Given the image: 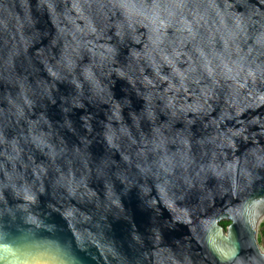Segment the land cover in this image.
Instances as JSON below:
<instances>
[{"label":"water","instance_id":"95a60500","mask_svg":"<svg viewBox=\"0 0 264 264\" xmlns=\"http://www.w3.org/2000/svg\"><path fill=\"white\" fill-rule=\"evenodd\" d=\"M263 220L264 0H0V264H264Z\"/></svg>","mask_w":264,"mask_h":264},{"label":"trees","instance_id":"16d2710c","mask_svg":"<svg viewBox=\"0 0 264 264\" xmlns=\"http://www.w3.org/2000/svg\"><path fill=\"white\" fill-rule=\"evenodd\" d=\"M228 225V223H221V226L223 228H225ZM260 238L264 239V220L263 222L260 224Z\"/></svg>","mask_w":264,"mask_h":264},{"label":"rangeland","instance_id":"374dc122","mask_svg":"<svg viewBox=\"0 0 264 264\" xmlns=\"http://www.w3.org/2000/svg\"><path fill=\"white\" fill-rule=\"evenodd\" d=\"M257 241H258L259 246L261 247V249H264V239L260 238V226L258 227Z\"/></svg>","mask_w":264,"mask_h":264}]
</instances>
